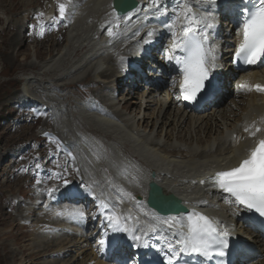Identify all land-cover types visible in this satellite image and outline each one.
<instances>
[{
  "label": "bare ground",
  "instance_id": "6f19581e",
  "mask_svg": "<svg viewBox=\"0 0 264 264\" xmlns=\"http://www.w3.org/2000/svg\"><path fill=\"white\" fill-rule=\"evenodd\" d=\"M111 1L82 2L81 10L72 13L73 25L66 38L65 48L59 49L48 60H44L43 64L30 63L39 66L37 69L46 78L28 77L27 83L33 86L31 92L20 93L18 99L24 104L33 102L36 106L33 96L43 94L47 100L43 109L50 107L51 110L48 117L43 116V126L55 125L64 141V145L58 147H51L45 141L40 142V159L60 170L63 175L60 182L62 185L69 178L79 181V186L91 185L93 197L89 198L96 200L103 222L108 221L104 218L105 213L114 212L109 216L112 221L109 227L111 245L116 238H124L123 241L118 240L116 246L121 244V249L128 252L129 264H136L131 260L139 253L140 241L144 237L159 239L166 258H173L175 251H187L188 245L194 241L193 226L188 215L181 213L165 216L148 209L145 204H137L134 197L137 194L145 195L151 175H154L164 193L180 198L190 213L203 214L214 221L224 237L230 239L231 235L246 233L251 226L243 221L242 206L237 198L232 194L210 189L209 186L228 169L244 164L258 147L260 139H264V95L252 91L233 94L229 92L232 94L231 98L222 107H213L201 113L182 108L177 102L174 90L168 86L169 92L164 90L165 81L160 82L162 90L158 91H148L145 85L140 91H134L128 85V91H133L136 97L129 96L127 92L115 98L117 85L125 76L118 70L114 60L105 54V50L114 45L121 54L128 55L125 57V71H130L132 62L145 54L140 48L141 43L136 41L139 36L145 35L146 30L156 39L160 35L164 38L160 43L164 45L163 54H167L172 60L181 43L188 37H213L209 28L213 16L230 4H218L211 0H138V7L134 11L117 16L111 7ZM3 4L4 0H0V7ZM33 7L27 1L25 9L28 11ZM138 10H141L140 14H136ZM119 19H125L126 23H118ZM104 20L108 22L104 23ZM16 21L18 23L19 19ZM24 23L25 21H21L16 25L18 32L12 38V41L20 42L21 46L26 42V37H22V31L26 28ZM110 28H117V31L108 38ZM98 31L102 34L99 41L95 40ZM235 34L233 30V38ZM37 46L39 51L42 45ZM54 46L56 45L53 48ZM163 54L160 51L156 57L160 60ZM165 67L166 64L162 63V69ZM26 69L35 70L32 66L23 68ZM168 69L174 73L173 78L177 77L174 67ZM255 73L264 82V69ZM232 75L234 73L228 74V81ZM83 76L93 78L89 81L90 84H100L99 88L92 90L100 101H95L92 105L99 110L107 106L113 117L95 116L77 110L79 102L75 95L70 92L64 94V87L56 84L70 78L71 82L66 87L71 89L83 81ZM153 76L156 78L160 75L158 73ZM237 83L240 85V79ZM237 89L238 87L235 91ZM100 92L102 94L98 96ZM22 110L20 132L24 135L23 127L26 123L29 126L26 134L33 137L35 128L29 125L27 118L29 108ZM50 117L54 118V123ZM8 127L12 126L7 124L0 131V181L9 172L10 180L15 181L13 183L18 184L20 189L25 182L23 177H30L40 184L37 197L46 196L49 192L46 188V166L42 168V175H38L40 168L36 165L27 164L21 167L9 162L10 159H16L14 151L20 146H15L8 152L3 145L6 134H9ZM79 130L98 133L107 141L110 156L93 141H84L88 158L81 164L78 156L84 154L83 150L74 152L68 147V143ZM32 146L31 140L20 157L25 158L27 149ZM128 157L136 162L128 160ZM63 193L64 190L59 187L53 194ZM67 198L68 201L81 203L82 207L75 212H66V221L75 226L65 233L48 230L49 225L45 221L51 218L49 212L39 211L35 207L25 211L22 204H19L17 216H11L16 220L17 226H0L1 262L70 264L72 258L41 260V257L46 254L48 257L49 254L53 256L57 252L66 254L75 251L90 261L94 257L93 252L84 256L86 250L82 247L85 242L90 241L92 234L85 232L87 219L84 205L88 201L84 196L68 195ZM106 204L114 206L115 211L111 207L105 211ZM55 205L52 201L47 209L54 208ZM136 213L140 215L138 221L132 219ZM28 215H32L34 221L20 227L18 222ZM4 219L2 218L3 221ZM243 226L245 229H242ZM25 228L29 230L23 234L22 229ZM128 228L131 229L130 232H127ZM19 234L22 236L16 241L17 252L16 248L11 249V245ZM27 234H30V239ZM256 238L257 248L263 254L261 262L264 263V240L260 234ZM103 242L99 241L97 246L106 257L104 260L95 257L93 264H104L110 258ZM255 264L261 263L257 261Z\"/></svg>",
  "mask_w": 264,
  "mask_h": 264
},
{
  "label": "rangeland",
  "instance_id": "374dc122",
  "mask_svg": "<svg viewBox=\"0 0 264 264\" xmlns=\"http://www.w3.org/2000/svg\"><path fill=\"white\" fill-rule=\"evenodd\" d=\"M27 1H29V3L34 5V7L29 9L28 11L25 9ZM39 1L40 0H4L3 6L0 7V131L4 130L7 124H11L12 126V120L14 119L13 105L16 104L18 101L13 99L15 94L18 91L31 89V86L26 85L24 83L25 81L24 78H28V77H34L36 79L46 78V76L42 74V71H39V69H37L40 68L39 66L30 63L33 62L38 65L42 62L41 64H43L44 60H48L51 56L56 54L59 49L65 48L67 34L65 35L64 41H60V40L57 41L55 39H52L53 31L51 29L41 26V29L39 31H36L37 30L36 27L38 25L40 26V24L42 25V23L41 21L38 22L35 20H31L29 22V25H31V29H29L26 32L22 31V37L24 36L26 37L25 40L26 42L24 43L25 44L24 46H21L22 44L20 42H15L14 40L12 41V38L18 32L16 25L20 24L21 21H25V23H27L32 13L31 10H35L37 8ZM45 8L50 9L51 6L49 7L45 6ZM30 11L31 13L27 17V13ZM16 18L19 19L18 23L16 21L17 20ZM42 41L43 43H39ZM54 44L56 45L54 46L55 50H53ZM37 45H42V48H40L39 51ZM30 66H32V69L35 70H29V69L23 70V68ZM82 79L83 81L81 83L83 84L72 86L71 89H67L66 87L67 84L71 82L70 78L56 84L62 85L65 88L66 93L70 92L71 95L72 94L75 95L76 98H77L76 92H78V90L80 92L84 90L91 92L90 89L93 90L99 88L100 86V84L98 83H91V84L89 83L90 80H93L91 76H85V77L83 76ZM101 94H102L101 92L98 93L99 96ZM28 127L29 126L25 123L23 127L24 135H22L21 132L11 133L9 132V127H8L7 130L9 134H6L5 140H3V145L5 146V148L8 150V148L13 147L18 143L23 142V144H25L26 140H30L34 138L35 135L33 137H30L29 136L30 134H26V130L28 129ZM96 134L98 137L99 134L98 133ZM36 135L38 137L39 135L38 131ZM5 164H7V162ZM13 182L15 181L10 180L9 172L5 176V178H3L2 181H0V226L6 228L17 226L16 220L13 217H11L14 215L12 213H9L7 211V208H5L6 207L5 203L8 200V198L10 197L13 198V200L18 201L17 207L14 208V211H16L18 209L20 201L23 200L20 195H25V197L27 198L31 193V190L26 186H23L19 191L18 188L19 185ZM25 200L27 202H30V200L28 199ZM23 207H25V203H23ZM2 218H5L4 221L2 220ZM24 232H27L26 228L22 229L23 234ZM21 236L22 235L19 234L14 239V242L11 245V249L16 248L17 252H18V246L16 245V241ZM27 236L29 239L31 238L30 234H27ZM1 245H2V240L0 239V256L2 255ZM84 249L86 250L84 256L89 255V253L91 252L90 247ZM57 254L58 253H55L53 256L49 254V257L46 256L48 255L46 254L45 256L41 257V260L53 259V257H55ZM67 255L68 256L66 258H72L70 264H88V262H90L85 260L83 255H80L78 251L77 252L75 251L73 253H67ZM0 264H3L1 262V259H0ZM33 264H40V263L33 262Z\"/></svg>",
  "mask_w": 264,
  "mask_h": 264
},
{
  "label": "water",
  "instance_id": "95a60500",
  "mask_svg": "<svg viewBox=\"0 0 264 264\" xmlns=\"http://www.w3.org/2000/svg\"><path fill=\"white\" fill-rule=\"evenodd\" d=\"M136 5V1H131V2H128L126 5H120V3H119V0H117L116 2H115V8L117 9V10H120L121 12H123V13H126V12H128L130 9H132L134 6ZM152 188H153V190L154 191H156L161 197H163V194H162V190L158 187V186H156V185H152ZM163 198H165V197H163ZM166 199V198H165ZM170 199H175V196H173V195H171L170 196ZM152 204V206H154V207H157V208H159L160 209V206H158L157 204H156V202L154 201L153 203H151ZM180 210H182V211H186V209H180ZM163 213H169V211H166V210H161Z\"/></svg>",
  "mask_w": 264,
  "mask_h": 264
}]
</instances>
